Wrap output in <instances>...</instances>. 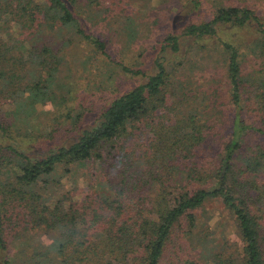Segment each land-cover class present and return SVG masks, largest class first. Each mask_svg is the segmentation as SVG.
Listing matches in <instances>:
<instances>
[{
    "label": "trees",
    "instance_id": "obj_1",
    "mask_svg": "<svg viewBox=\"0 0 264 264\" xmlns=\"http://www.w3.org/2000/svg\"><path fill=\"white\" fill-rule=\"evenodd\" d=\"M202 3L190 0L185 12ZM87 26L78 0H0V264H264V16L247 6H221L211 21L184 29L193 40L217 37L225 26L247 30L263 61L245 77L238 44L219 43L233 119L217 160L200 151L216 129L207 94L176 87V69L164 54L181 50L180 35L165 38L149 75L115 61L108 43ZM68 31L101 51L106 63L147 78L85 127L84 114L66 105L62 58L46 42ZM47 104L56 107L54 118L41 123L47 112L38 106ZM67 125L78 130L71 141L43 147ZM147 129L148 141L136 140L141 152L118 145ZM91 160L106 163L107 189L82 207L64 198L51 204L42 191L49 178ZM212 200L235 218L242 242L236 250L196 245L198 212ZM37 234L50 242L35 244ZM22 237L9 256L12 240Z\"/></svg>",
    "mask_w": 264,
    "mask_h": 264
},
{
    "label": "rangeland",
    "instance_id": "obj_2",
    "mask_svg": "<svg viewBox=\"0 0 264 264\" xmlns=\"http://www.w3.org/2000/svg\"><path fill=\"white\" fill-rule=\"evenodd\" d=\"M90 1L78 0L88 29L108 43L109 53L115 61L124 60L129 66L136 64L137 68L149 75L155 72L153 62L165 38L169 34L180 35L181 50L173 56L169 52L164 54L170 60V68L176 69L174 75L176 87L195 89L207 94L204 98L205 103L210 105V109L213 108L216 117L213 125L216 129L212 131L200 151L202 156L211 155L217 160L225 143L230 139L233 119V110L229 103L226 61L219 43L238 44L245 77L254 76L260 70L263 61L260 54L253 50L255 39L247 30H235L225 26L220 29L217 37L193 40L183 35L184 29L191 23L211 21L221 6H247L264 16V0H203L201 8L194 13L185 12L190 0H93L92 4ZM46 42L62 58L58 77L66 86L63 88L68 98L66 105L84 114L80 127L94 121L119 94L147 80L146 76L141 74L131 76L121 65L114 62L106 63L101 51L87 45L70 31L62 38L50 35ZM38 108L47 112L40 114L39 122L54 118L51 111L56 107L53 104L41 105ZM74 126H62L58 134L60 136L54 141H46L43 147L48 148L50 145H62L71 141L78 134ZM68 128L72 131L68 132ZM143 133L145 134L141 137H132L131 141L126 143L122 141L118 145L126 144L131 150L141 152L137 144L148 141L150 130L147 129ZM4 143L0 135V147ZM102 164L106 163L91 160L75 164L70 167L69 173L62 167L49 178L51 184L49 186L44 184L46 188L42 191L49 197L51 204H54L57 198H64L68 204L73 203L82 207L89 196H96V193L107 189L101 181L104 179ZM198 218L195 235L199 250L204 245L213 251L223 247L229 251L236 250V247L241 245L235 218L221 200L208 202L198 212ZM22 240L23 237L12 240L9 256L18 253ZM40 240L45 244L50 242L49 237L37 234L35 244ZM56 264L61 263L59 261Z\"/></svg>",
    "mask_w": 264,
    "mask_h": 264
}]
</instances>
